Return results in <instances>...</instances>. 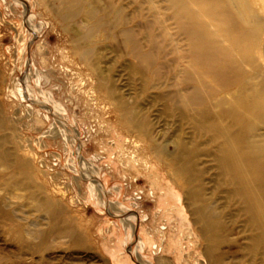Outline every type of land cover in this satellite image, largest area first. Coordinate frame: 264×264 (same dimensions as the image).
Wrapping results in <instances>:
<instances>
[{"label":"rangeland","instance_id":"obj_1","mask_svg":"<svg viewBox=\"0 0 264 264\" xmlns=\"http://www.w3.org/2000/svg\"><path fill=\"white\" fill-rule=\"evenodd\" d=\"M263 86L262 0H0V264H264L216 160Z\"/></svg>","mask_w":264,"mask_h":264},{"label":"bare ground","instance_id":"obj_2","mask_svg":"<svg viewBox=\"0 0 264 264\" xmlns=\"http://www.w3.org/2000/svg\"><path fill=\"white\" fill-rule=\"evenodd\" d=\"M262 1L264 3V0ZM200 51L202 57L209 58L210 60L214 59L208 47ZM216 77L223 81H227L226 77L228 76H226L223 69H220L216 71ZM251 83H253V81H251ZM262 91L263 92L258 93L252 91L254 98L251 102H246L242 95L236 100L237 105H239L243 111H248L252 115L260 114V108L264 106V89ZM223 114H226V112H223ZM237 114L238 113L235 114V109L230 110V115L234 117L236 124L238 123L237 120H239ZM213 119L215 120L216 118ZM224 128L227 133L229 132L228 141H222L220 143L216 154V160L223 174L235 185L234 192L241 196L245 205V210L249 215L247 224L257 230V234L252 238L250 246L251 251L257 247H262L264 251V181L262 182V179L259 177L264 167L260 164V155L254 147V144L247 142L240 130L230 133L231 128L229 125ZM252 198L255 199V201H252ZM204 215V228L208 229L209 238L214 240V243L217 244L219 240L217 233L214 231L215 220L212 218L211 212L207 210L204 211ZM209 251L212 253L211 248ZM112 255L116 263H120L121 260L123 262L124 258L120 257L119 254L112 253ZM124 262L126 263L127 261Z\"/></svg>","mask_w":264,"mask_h":264},{"label":"crops","instance_id":"obj_3","mask_svg":"<svg viewBox=\"0 0 264 264\" xmlns=\"http://www.w3.org/2000/svg\"><path fill=\"white\" fill-rule=\"evenodd\" d=\"M161 264H167V262H166V261H164V262H162Z\"/></svg>","mask_w":264,"mask_h":264}]
</instances>
